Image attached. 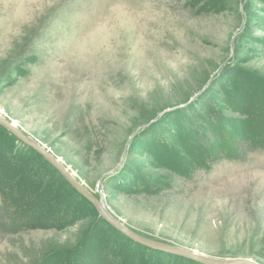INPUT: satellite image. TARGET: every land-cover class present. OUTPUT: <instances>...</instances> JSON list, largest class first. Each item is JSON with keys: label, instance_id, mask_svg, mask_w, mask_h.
Instances as JSON below:
<instances>
[{"label": "rangeland", "instance_id": "1", "mask_svg": "<svg viewBox=\"0 0 264 264\" xmlns=\"http://www.w3.org/2000/svg\"><path fill=\"white\" fill-rule=\"evenodd\" d=\"M189 109L264 129V0H0V116L133 232L264 264V152L209 168ZM64 195L84 221L0 235V264H69L113 236Z\"/></svg>", "mask_w": 264, "mask_h": 264}, {"label": "trees", "instance_id": "2", "mask_svg": "<svg viewBox=\"0 0 264 264\" xmlns=\"http://www.w3.org/2000/svg\"><path fill=\"white\" fill-rule=\"evenodd\" d=\"M189 113L198 128L203 130L204 136L198 140L197 147L209 168L221 161L246 163L252 155L264 152L263 127L256 129L259 131L256 135L259 133L261 136L258 138L241 125L233 126L225 120H219V123L214 120L213 124L201 119L195 109H189ZM209 123L214 125V129L207 125ZM64 188L94 213L97 223L113 233L105 241H95L94 248L79 246L71 250L74 253L69 255L72 256L69 264H197L153 251L120 234L101 219L92 205L75 192L39 154L0 126V235H14L31 229H57L71 219H81L83 222L82 215L75 216L70 208L65 207ZM49 211L53 214H49ZM127 246L146 249L148 257H143L142 262L131 258V247L129 249ZM122 255L126 258H121Z\"/></svg>", "mask_w": 264, "mask_h": 264}, {"label": "water", "instance_id": "3", "mask_svg": "<svg viewBox=\"0 0 264 264\" xmlns=\"http://www.w3.org/2000/svg\"><path fill=\"white\" fill-rule=\"evenodd\" d=\"M0 126L12 134L16 139H18L24 145L33 149L37 154H39L49 165H51L59 175L69 184V186L77 192L81 197H83L97 212L98 216L108 223L112 228L118 231L120 234L128 238L129 240L139 244L143 247L151 249L153 251L162 252L169 255H174L180 258H184L195 262L197 264H258L255 261L248 258H229V259H216L212 257L205 256L203 254L189 251L184 248L173 246L166 243H161L157 241L145 238L126 227L123 223L115 219L104 207L102 199L95 198L89 191H87L73 176V174L57 159L55 158L47 149L41 146L37 141L33 140L31 137L23 134L21 130L13 125L12 122L6 118L0 116ZM123 161L120 162L119 167L122 166ZM116 172H110L101 178L99 185L101 186L105 180L111 178Z\"/></svg>", "mask_w": 264, "mask_h": 264}]
</instances>
